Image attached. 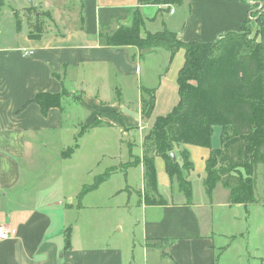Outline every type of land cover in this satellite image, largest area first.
Instances as JSON below:
<instances>
[{
    "label": "crops",
    "instance_id": "1",
    "mask_svg": "<svg viewBox=\"0 0 264 264\" xmlns=\"http://www.w3.org/2000/svg\"><path fill=\"white\" fill-rule=\"evenodd\" d=\"M15 2L0 0V27L5 21L16 25L14 32L3 35L8 45H0V228L9 234L0 242V264H264L263 247L251 254L244 245V224L253 204H231L230 191L221 183L211 196L206 193L203 182L209 149H202L203 173L197 176L191 151L201 148L177 150L191 154L190 199L177 180L170 179L161 157L155 159L158 190L152 194L147 188L144 139L157 118L171 114L179 102L177 78L185 51L173 55L158 48L141 56L135 47L108 48L99 43L101 31L114 24L132 27L137 14L145 21L140 31L143 37L166 29L182 43H214L229 32H239L250 12L264 6V0H182V6L161 14L165 8L139 5L138 0H34L36 8L51 14L55 30L50 26L33 38L30 29L24 31ZM144 89L156 95L154 112L148 118L142 110ZM41 93L65 97L60 107L43 114L34 102ZM67 102L83 109L85 125L99 120L102 127L120 131L128 141L125 164L132 158L140 160L127 169L141 172L138 201L118 209L123 217L115 234L126 231L127 239L111 233L81 240L80 227L70 222H75L70 219L75 212L71 201L76 199L81 213L87 195L100 187L80 196L83 188L68 198L70 205H64L58 196L34 190L25 175L38 165L37 156L43 150L56 149L57 160L67 161L80 150L77 141L100 128L81 135L80 124H67L74 118L64 107ZM66 130L76 143L68 150L58 140ZM137 137L139 156L132 153ZM70 149L75 150L68 158ZM174 154L181 163L179 154ZM112 170L107 173L118 171ZM147 198L159 205H148ZM69 232L71 249L66 251Z\"/></svg>",
    "mask_w": 264,
    "mask_h": 264
},
{
    "label": "trees",
    "instance_id": "2",
    "mask_svg": "<svg viewBox=\"0 0 264 264\" xmlns=\"http://www.w3.org/2000/svg\"><path fill=\"white\" fill-rule=\"evenodd\" d=\"M138 4L165 8L159 11L161 14L182 6V0H138ZM260 9V14H249L259 25V41L258 36L251 39L229 32L214 43H182L177 35L166 29L160 33H146L143 37L140 31L145 21L140 14L134 18L132 27L114 24L109 30L100 32L101 46L135 47L141 56L158 48L171 51L173 55L185 51L184 66L177 78L179 102L171 114L157 118L153 130L144 139L142 162L146 185L152 194L158 190L155 159L161 157L170 179L175 178L186 198L190 199L192 188L187 178L194 169L191 154L185 149L177 150L192 146L207 148L211 153L206 161L207 176L203 182L208 196L221 183L230 190L231 204L256 202L253 177L264 166V6ZM248 23L249 19L242 29ZM35 30L30 34L31 38L45 32L44 24L36 26ZM142 96L143 116L151 117L155 91L144 89ZM62 97L41 93L34 102L40 105L43 114H47L53 107L61 106ZM102 125L96 120L83 133ZM217 128L220 129V142L214 147L213 135ZM75 149L69 150L68 158ZM173 153L179 154L181 163L171 159ZM111 175V172L100 175L93 185L85 186L80 196L97 190ZM146 200L148 205H159L150 198ZM70 246L69 232L65 240L66 251L71 249Z\"/></svg>",
    "mask_w": 264,
    "mask_h": 264
},
{
    "label": "rangeland",
    "instance_id": "3",
    "mask_svg": "<svg viewBox=\"0 0 264 264\" xmlns=\"http://www.w3.org/2000/svg\"><path fill=\"white\" fill-rule=\"evenodd\" d=\"M16 1L15 4L20 9L18 12L19 18L23 17L24 20L25 32H29L30 29L35 33V27L40 24H44L45 31L50 26L53 29L55 28V24L51 21V14L43 9L36 8L34 0ZM25 9L27 10L26 12ZM261 12V9L255 10L252 16ZM255 22V19L249 17V23L246 24L245 29L241 28L237 33L255 39L258 36L257 32L259 29L258 24L255 27ZM14 27L16 25L11 24L9 21L1 24L0 45H8L5 44V40L3 41V35L14 32L16 29ZM259 37H257L258 41L260 40ZM64 107L68 113L74 114L73 120H68L67 124H80L79 131L82 134L83 130L87 128L81 117L83 109L77 108L73 103L70 105L68 102ZM102 126L97 130L90 131L77 141L81 148L72 156V159L58 161L57 159L60 155L56 149L48 152L43 150L37 156L38 165L36 164L32 170L25 172L27 178L35 185L34 190L49 192L55 198L58 196L60 201L65 202L64 205L73 203L74 207L72 209L75 212H71L70 219H75V222L71 220L70 222L72 224L77 223L80 227L81 240H85L83 236L87 235L94 238L96 234L105 236L111 233L115 238L127 239L128 234L126 231L115 234V231L121 226L118 222H121L120 219L123 217V214L118 209L122 210L129 203L134 205L138 201L137 199L142 189L140 170L138 168L127 170L129 167L136 166L137 162L140 161L139 158H132L128 164H125L129 161L127 146L125 145L128 144L127 139L121 135L117 128L109 129ZM219 135L220 129L217 128L213 135V145L217 146L219 144ZM58 140L63 143L62 147L65 145L66 150L76 144L74 142L75 138L67 130L65 137ZM136 140L132 153L139 156L140 137H137ZM63 150L61 148V151ZM202 152V149L191 151L196 176L203 173L204 155ZM111 168H113L112 171H118L112 174L109 181L101 184L99 190L87 195L83 201L85 210L78 213L77 205L79 203L73 197L78 195L85 186L93 185L96 178L107 173ZM184 176L186 177V174ZM253 181L255 182L254 196L256 202L250 206L248 217L244 224V241L246 242L244 245L249 247L248 251L251 254L254 253L257 247H263L264 251V166L259 168L258 173L253 177ZM68 198L73 199L71 203L68 202ZM135 215L137 216V212ZM70 224H68V227H71Z\"/></svg>",
    "mask_w": 264,
    "mask_h": 264
},
{
    "label": "built area",
    "instance_id": "4",
    "mask_svg": "<svg viewBox=\"0 0 264 264\" xmlns=\"http://www.w3.org/2000/svg\"><path fill=\"white\" fill-rule=\"evenodd\" d=\"M9 238V234L0 228V242L5 241Z\"/></svg>",
    "mask_w": 264,
    "mask_h": 264
},
{
    "label": "water",
    "instance_id": "5",
    "mask_svg": "<svg viewBox=\"0 0 264 264\" xmlns=\"http://www.w3.org/2000/svg\"><path fill=\"white\" fill-rule=\"evenodd\" d=\"M171 159H172L174 162H176V154L173 153V154L171 155Z\"/></svg>",
    "mask_w": 264,
    "mask_h": 264
}]
</instances>
